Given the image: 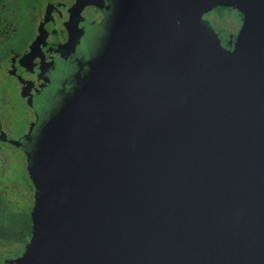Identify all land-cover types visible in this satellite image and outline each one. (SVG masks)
Here are the masks:
<instances>
[{
    "label": "water",
    "instance_id": "1",
    "mask_svg": "<svg viewBox=\"0 0 264 264\" xmlns=\"http://www.w3.org/2000/svg\"><path fill=\"white\" fill-rule=\"evenodd\" d=\"M242 15L226 48L205 13ZM28 153L10 264H264V0H119Z\"/></svg>",
    "mask_w": 264,
    "mask_h": 264
},
{
    "label": "flooded vegetation",
    "instance_id": "2",
    "mask_svg": "<svg viewBox=\"0 0 264 264\" xmlns=\"http://www.w3.org/2000/svg\"><path fill=\"white\" fill-rule=\"evenodd\" d=\"M118 2L35 0L31 6L30 28L21 30L24 38L15 47L4 45L5 50L0 47V76L5 78L0 82V178H4L0 179V194L4 197L22 193L34 203L35 188L28 172V153L36 148L43 125L76 91L90 72L92 61L101 55ZM217 8L205 13L204 22L213 27L222 44L231 49L242 15L229 7L222 8L220 15ZM3 18L10 23L8 15ZM219 20L229 21L228 28L218 25ZM11 76L22 99L23 120L26 121L24 129L14 135L11 134L16 131L12 119L20 109L4 86ZM17 168L24 172L25 182L14 174ZM20 254H2L0 264H10Z\"/></svg>",
    "mask_w": 264,
    "mask_h": 264
},
{
    "label": "trees",
    "instance_id": "3",
    "mask_svg": "<svg viewBox=\"0 0 264 264\" xmlns=\"http://www.w3.org/2000/svg\"><path fill=\"white\" fill-rule=\"evenodd\" d=\"M34 2L35 0H0V47L2 50L7 48L4 45H8V48L15 47L24 38L21 30L30 28L31 6ZM222 8L226 7L220 6L217 10L221 11ZM5 15L9 16L10 23L3 21ZM20 177L18 179L21 182L27 179L24 172ZM0 179L4 180V178ZM20 194L11 197H4L0 194V256L19 253L31 236L30 214L33 199Z\"/></svg>",
    "mask_w": 264,
    "mask_h": 264
},
{
    "label": "rangeland",
    "instance_id": "4",
    "mask_svg": "<svg viewBox=\"0 0 264 264\" xmlns=\"http://www.w3.org/2000/svg\"><path fill=\"white\" fill-rule=\"evenodd\" d=\"M219 13H220V15H222L223 11H219ZM228 22L229 21H226V20H219V21H217V24L222 25V26L225 25V27L228 28V26H229ZM2 80L4 81L5 78L1 75L0 76V82ZM4 83H5L4 86L9 89V94L11 95L12 100L15 101L16 103H18V107L20 109V112L15 113V115H13V119H12V126H15V128H16V131L14 130L13 133H11L12 135H14V134L20 133L24 129V126H26V121L23 120L25 110H23V107L21 106L22 105V99L17 93L15 80L12 78V76L10 78V82L7 80V82H4ZM11 172H13V171L11 170ZM15 172L16 173H14V174L18 177H20V175L22 174L21 170L18 168L15 169ZM13 179H15V178H13ZM21 251H22V249L20 250V252Z\"/></svg>",
    "mask_w": 264,
    "mask_h": 264
}]
</instances>
